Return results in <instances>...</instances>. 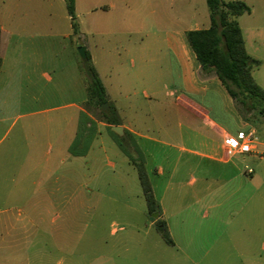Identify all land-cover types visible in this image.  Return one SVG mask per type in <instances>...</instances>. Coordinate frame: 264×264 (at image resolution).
<instances>
[{"label": "rangeland", "instance_id": "1", "mask_svg": "<svg viewBox=\"0 0 264 264\" xmlns=\"http://www.w3.org/2000/svg\"><path fill=\"white\" fill-rule=\"evenodd\" d=\"M61 1L53 0L65 26L67 11ZM92 1L100 4L109 0H80L76 20L83 38L59 37L54 47L57 60L68 66L69 51L73 49L81 64L84 58L78 48L88 45L96 54V68L120 110L139 107L153 112L152 117L141 115L140 131L160 142L140 140L148 141L153 153L147 158L146 172L159 210L148 212L134 161H143L144 153L139 152L141 157L137 158L138 154L128 147L130 137L122 140L104 127L91 157L66 163L50 161L42 167L41 163L21 160L25 154L24 127L40 116L28 113L53 108L47 115L56 118L64 109L54 107L74 100L31 97L35 92L33 84L52 91L57 79L50 66L43 70L53 80L42 76L32 54L27 69L33 82L18 73L10 87L5 80L0 84V264H264V193H259L264 191V159L241 154L245 159L242 174L248 164L255 169L253 181L236 178L223 185L216 177L222 167L210 162V178L206 181L209 191L197 201L193 191L196 186L190 182L192 174L182 163L188 154L169 145L185 144L178 134L179 118L162 113L175 106L180 94L176 89L179 65L170 46V35L151 32L152 15L142 0H116L118 7L109 13H89L86 10ZM12 4L20 10L33 9L25 0H14ZM8 5V0L0 2V12ZM133 5L144 7L148 18L138 17ZM241 21L245 24L243 18ZM141 26L148 32L139 33ZM95 109L102 118L100 109ZM193 142L198 139L186 144L194 147ZM13 144L17 145L20 160L8 155ZM123 149L129 150L132 162ZM158 166L165 171L176 167L177 173L172 177L168 172L159 175ZM42 172L43 184H32ZM236 188H240L238 193H234ZM255 188L258 194L254 202H237ZM41 189L44 192L35 193ZM160 205L167 208L165 219L175 245L168 244L153 223ZM184 205L192 206L176 211L177 206Z\"/></svg>", "mask_w": 264, "mask_h": 264}, {"label": "crops", "instance_id": "2", "mask_svg": "<svg viewBox=\"0 0 264 264\" xmlns=\"http://www.w3.org/2000/svg\"><path fill=\"white\" fill-rule=\"evenodd\" d=\"M5 1L0 0L3 3ZM11 1L14 0H8V9L0 12V84L5 80L4 82L10 83V87L11 82L17 79L18 73L21 76L24 75L25 80L33 82L34 78L31 76L30 69H27V64L29 65V59L33 54L42 76H47L49 81L53 80L43 70L50 66L57 73V79L52 91L33 84L35 92L31 97L39 99L58 96L60 98L73 97L74 99L54 107L64 109L56 118L47 115L49 110L53 108L34 110L28 113L29 116H40L34 118L35 122H29L24 127L25 154L21 160L41 163L42 167L43 163L50 161L66 163L75 161V158L78 157L93 156L95 140L101 133V128L104 127L110 133V124L103 117L98 118L95 106L88 102L87 79L80 69V62L76 59L74 50L69 51L71 63L64 66L62 62H58V54L54 48L59 37L72 40V36H77L82 39L83 33L80 30V23L78 24V33H74L72 17L68 12L66 0L61 2L65 4L67 11L64 17L67 26H63V16L57 11L56 3L53 0H25L27 5L32 6L33 9L31 10L17 9L13 4L11 5ZM243 1L249 4L251 11L239 16V24L242 28L248 53L261 61V64L254 68L253 76L258 84L264 88V0ZM124 2L128 3L129 0H124ZM142 3L148 4L150 8L153 19L151 32L170 35V46L174 50L179 65V80L176 82V89L180 94L177 96L175 106L169 110L163 109L162 113L175 114L179 118L178 134L185 144L169 143V145L180 152H187L188 156L182 163L192 174L190 182L191 185L196 186L193 191L197 196V201L203 200L202 195L208 194L209 189L206 181H209L210 178V162H215L222 167V172L218 170L216 173V177L222 185L236 178L253 181L255 169L248 167V164H245L244 175L242 174L241 165L245 159L241 158L240 155L245 153L229 152L226 140L230 137H237L240 132L250 133L254 138V146L248 154L264 159V122L256 125L243 118L238 105L219 77L214 72L202 71L201 64L187 37L189 30L210 26L211 17L207 1L142 0ZM117 7L116 0H109L100 4L94 2L86 11L94 13L103 10L109 13ZM131 7H135L133 10L138 17L148 18L144 14V7H136L135 5ZM80 8L81 2L76 0V18L79 16ZM122 17L124 18L123 13ZM241 18L245 24L242 23ZM141 24L143 26L144 21ZM142 26L137 31L145 34L148 30ZM85 47L95 65L96 54L89 50L88 45ZM37 50L45 52H35L34 54L33 51ZM20 65H23V68H20ZM104 85L108 100L114 107L113 115L119 120L118 125L123 128V133L119 135L123 137L122 140H125V137H130L131 142L128 144L130 149L137 154L139 152L144 153L142 157L145 168H147L149 163L147 158L153 156L148 141H160L140 131L142 126L141 115L145 114L152 117L153 112L139 107H122L120 110L105 83ZM142 138L148 141L143 143L140 140ZM194 139H198V142H193L195 146L189 147L186 143ZM16 146L13 144L8 155L10 159L20 160L17 159L18 150ZM101 147L106 151L104 144ZM122 151L127 159L132 162L128 156L129 150L123 149ZM140 157L141 155L138 154L137 158ZM180 161V157L176 159V167ZM176 167L171 171H165L163 166H158L156 171L159 175H165L168 172L172 177L177 173ZM248 168L253 171L249 172ZM35 178L38 179L32 180V184H39V182L43 184L42 179L45 177H43L42 172L39 177ZM257 190V188L249 189L247 191L248 196L243 200L238 198L237 202H240L241 205H250L254 202L255 195L258 194ZM239 191L240 188L234 189V193ZM19 192L23 191L19 190ZM38 192L41 193L44 190L35 191V193ZM259 193L262 194L264 191ZM188 206L192 205L177 206L176 211L180 212L187 209ZM160 209L158 217L166 221L167 208L160 205ZM156 218L153 223L156 222Z\"/></svg>", "mask_w": 264, "mask_h": 264}, {"label": "trees", "instance_id": "3", "mask_svg": "<svg viewBox=\"0 0 264 264\" xmlns=\"http://www.w3.org/2000/svg\"><path fill=\"white\" fill-rule=\"evenodd\" d=\"M206 1L210 9L211 24L208 28L192 29L187 32L191 47L201 64L202 71L214 72L219 77L238 105L243 118L252 124H261L264 122V88L253 76L254 68L258 67L261 61L248 53L242 28L237 20L238 16L249 13L251 7L243 0ZM66 4L72 17L74 33H78L76 0H66ZM80 69L87 79L88 102L100 109L102 117L110 124L111 132L118 136L111 125H118L120 122L113 115L114 107L108 100L105 85L88 52L80 64ZM105 103L109 104V108L103 110ZM134 161L138 167L148 212L151 214L159 210V205L144 162ZM155 225L164 240L168 244H174L166 221L157 217Z\"/></svg>", "mask_w": 264, "mask_h": 264}, {"label": "built area", "instance_id": "4", "mask_svg": "<svg viewBox=\"0 0 264 264\" xmlns=\"http://www.w3.org/2000/svg\"><path fill=\"white\" fill-rule=\"evenodd\" d=\"M229 152L249 153L253 150L254 138L250 133L240 132L237 137H230L226 140ZM249 172L253 170L248 168Z\"/></svg>", "mask_w": 264, "mask_h": 264}, {"label": "water", "instance_id": "5", "mask_svg": "<svg viewBox=\"0 0 264 264\" xmlns=\"http://www.w3.org/2000/svg\"><path fill=\"white\" fill-rule=\"evenodd\" d=\"M78 51H79L80 55H81L83 58L86 57V47H85V46H80V47L78 48ZM107 106H108V103H105V104L103 105L102 109L105 110V109L107 108ZM112 130L115 131V132L118 133V134H122V133H123V128H122V126H120V125H113V126H112ZM154 215L157 216L158 213H155Z\"/></svg>", "mask_w": 264, "mask_h": 264}]
</instances>
